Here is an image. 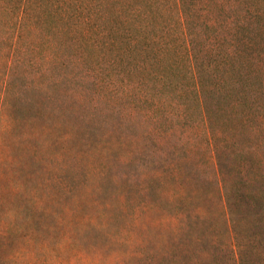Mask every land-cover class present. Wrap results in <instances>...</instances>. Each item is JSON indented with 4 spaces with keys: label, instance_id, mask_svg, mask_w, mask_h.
<instances>
[{
    "label": "trees",
    "instance_id": "trees-1",
    "mask_svg": "<svg viewBox=\"0 0 264 264\" xmlns=\"http://www.w3.org/2000/svg\"><path fill=\"white\" fill-rule=\"evenodd\" d=\"M235 4L238 7L244 3L242 0H0V57H7L8 63L4 65L9 77L15 73L19 55L21 77L29 69L38 68L39 78L42 76L46 81L38 85L41 90L65 77L76 76L74 71H84L82 78L94 84L99 96L94 99L108 109L118 107L125 116L140 119L139 131L130 137V140L136 137L134 159L146 155L153 129L165 132L166 136L181 130L184 136L196 137L201 142L196 150L190 148L184 159L169 161L168 172L156 173L149 179L184 182L181 172L193 162L194 152L205 150L207 163L213 166L217 197L227 198L226 186L233 175L225 171L224 164L233 154L240 175H245L247 166L245 152H236L241 146L238 147L239 140L235 138H251L264 132V51L254 48L253 34L249 38L242 35V31L247 33V23L242 18L233 21L230 11ZM252 9L247 11L253 17H263L260 11ZM6 81L3 91L7 96L10 81ZM147 120L154 125L150 127ZM231 145L235 150L226 151ZM167 153V149L162 152L165 156ZM129 162L130 158L122 163ZM3 199L0 206L6 202ZM28 202L25 199L24 205ZM221 206L225 211V201H221ZM78 208L74 203L67 213L58 215L52 201H32L36 213L50 216L49 221L57 218L62 240L41 234L49 229L50 222L43 224L40 231L29 233L28 228L29 231L18 235L25 227L20 230L14 219L4 224L0 216V264L90 263L91 249H78L79 242L86 243L97 232L105 231L113 218L110 214L100 220L92 215L79 218ZM12 210L7 213L12 216L19 213ZM187 221L180 219L171 228L172 235L163 238V247L169 241L162 253L167 261L163 259L164 264H182L181 237L188 231ZM223 225L226 231L231 229L226 214ZM212 254L209 250L206 254L210 262ZM142 255L130 250L124 256L100 255L99 262L145 264L140 263ZM193 262H201L200 254Z\"/></svg>",
    "mask_w": 264,
    "mask_h": 264
},
{
    "label": "rangeland",
    "instance_id": "rangeland-1",
    "mask_svg": "<svg viewBox=\"0 0 264 264\" xmlns=\"http://www.w3.org/2000/svg\"><path fill=\"white\" fill-rule=\"evenodd\" d=\"M242 2L230 11L232 19L242 18L247 23V33L242 31V35L249 38L253 34L254 48L263 52L264 25L258 21L264 24V0ZM250 8L263 17H253L247 11ZM6 61V56L0 57V200L6 198L0 216L4 224L14 219L20 230L25 227L18 234L22 235L28 228L29 233L40 231L50 222L49 229L41 234L62 240L57 218L49 221L50 216L36 213L32 201H52L58 215L67 213L75 203L79 218L92 215L100 220L105 214L113 218L105 231L97 232L86 243L79 242L78 249H91L92 261L87 264H100V255L124 256L130 250L143 252L140 263L156 264L163 259L167 262L162 253L169 241L163 247V238L171 236V228L182 219L188 220V231L181 237L182 264H264V132L235 138L241 146L236 152H245L247 166L245 175H240L233 154L224 164L225 171L233 175L226 186L227 198L217 197L213 166L208 165L205 150L194 152L193 162L181 172L184 182H152L150 176L168 172L169 161L184 159L190 148L196 150L201 142L184 136L181 130L166 136L153 129L140 162L133 158L136 137L130 140L131 134L139 131L140 119L125 116L118 107L108 109L94 99L99 96L94 84L82 78L84 71H74L76 76L41 90L38 85L46 81L39 78L38 68L29 69L21 77L19 55L15 73L9 77ZM6 80L10 81L7 96L3 91ZM146 122L154 125L151 120ZM117 143L118 147L112 145ZM165 149L166 156L162 154ZM234 150L233 145L226 149ZM129 158L134 163L123 165ZM25 199L29 201L26 205ZM11 208L19 213L8 214ZM225 214L231 220L228 231L223 225ZM17 244L24 247L21 242ZM208 250L214 254L211 262ZM199 254L201 262L192 263Z\"/></svg>",
    "mask_w": 264,
    "mask_h": 264
}]
</instances>
